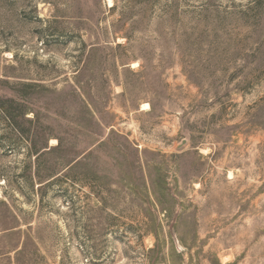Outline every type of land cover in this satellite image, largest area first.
<instances>
[{
	"label": "rangeland",
	"instance_id": "374dc122",
	"mask_svg": "<svg viewBox=\"0 0 264 264\" xmlns=\"http://www.w3.org/2000/svg\"><path fill=\"white\" fill-rule=\"evenodd\" d=\"M0 264H264V0H0Z\"/></svg>",
	"mask_w": 264,
	"mask_h": 264
},
{
	"label": "bare ground",
	"instance_id": "6f19581e",
	"mask_svg": "<svg viewBox=\"0 0 264 264\" xmlns=\"http://www.w3.org/2000/svg\"><path fill=\"white\" fill-rule=\"evenodd\" d=\"M143 106H144V109H147L148 108L147 104H144Z\"/></svg>",
	"mask_w": 264,
	"mask_h": 264
}]
</instances>
